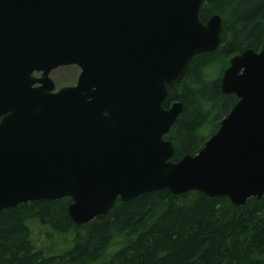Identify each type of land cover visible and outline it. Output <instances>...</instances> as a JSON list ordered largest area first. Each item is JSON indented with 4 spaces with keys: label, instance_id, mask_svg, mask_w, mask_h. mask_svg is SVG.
Listing matches in <instances>:
<instances>
[{
    "label": "water",
    "instance_id": "water-1",
    "mask_svg": "<svg viewBox=\"0 0 264 264\" xmlns=\"http://www.w3.org/2000/svg\"><path fill=\"white\" fill-rule=\"evenodd\" d=\"M203 2L0 0V211L71 197L84 224L163 188L237 206L263 196L264 44L232 57L221 85L238 101L196 154L173 161L164 138L183 109L164 106L168 85L222 41ZM64 65L81 72L56 90Z\"/></svg>",
    "mask_w": 264,
    "mask_h": 264
},
{
    "label": "trees",
    "instance_id": "trees-1",
    "mask_svg": "<svg viewBox=\"0 0 264 264\" xmlns=\"http://www.w3.org/2000/svg\"><path fill=\"white\" fill-rule=\"evenodd\" d=\"M214 14L224 23L220 45L196 54L168 86L164 106L183 104L164 136L174 145L173 161L196 154L238 101L221 85L232 56L264 44V0H204L200 19ZM71 201L40 199L0 211V264H264V194L237 206L228 196L163 188L118 199L107 215L84 224L69 216Z\"/></svg>",
    "mask_w": 264,
    "mask_h": 264
},
{
    "label": "rangeland",
    "instance_id": "rangeland-1",
    "mask_svg": "<svg viewBox=\"0 0 264 264\" xmlns=\"http://www.w3.org/2000/svg\"><path fill=\"white\" fill-rule=\"evenodd\" d=\"M80 71L81 69L77 65H67L52 70L50 76L58 89L63 86L76 84ZM29 225L35 234V231H38V225L35 222H30ZM34 238L36 237L34 236Z\"/></svg>",
    "mask_w": 264,
    "mask_h": 264
},
{
    "label": "flooded vegetation",
    "instance_id": "flooded-vegetation-1",
    "mask_svg": "<svg viewBox=\"0 0 264 264\" xmlns=\"http://www.w3.org/2000/svg\"><path fill=\"white\" fill-rule=\"evenodd\" d=\"M51 74V73H50ZM42 75V73L41 72H35L34 73V76H36V77H40ZM51 77V76H50ZM55 83V82H54ZM56 85V84H55ZM67 86H69V85H67ZM70 86H72V85H70ZM64 87V86H63ZM60 88H62V87H60ZM60 88H58V89H60ZM57 89V87H56V90H58Z\"/></svg>",
    "mask_w": 264,
    "mask_h": 264
}]
</instances>
